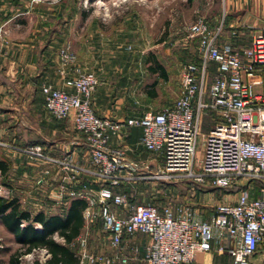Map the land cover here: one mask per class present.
<instances>
[{"label": "built area", "instance_id": "1", "mask_svg": "<svg viewBox=\"0 0 264 264\" xmlns=\"http://www.w3.org/2000/svg\"><path fill=\"white\" fill-rule=\"evenodd\" d=\"M222 28V23L210 28L202 17L188 26L187 38H198L200 65L181 66L180 95L173 104L139 117L117 120L97 116L91 98L100 81L92 71L66 81L72 92L41 85L45 110L57 120L69 119L81 133L90 165H81L69 155H46L37 146L20 147L0 140L1 148L55 167L59 174L57 201L84 176L104 185L96 192L84 189L79 193L86 201L82 217L86 223L98 219L110 247L117 252L109 257L94 256L83 249L82 261L128 264L140 249L134 246L131 256L123 254L124 237L144 234L149 238L141 256L146 264H194L195 254L208 253L213 245L217 252L231 257V264H254L251 258L264 234V32L254 33L249 46L237 48L230 39L220 42ZM235 36L232 32L231 37ZM0 40H4L2 31ZM58 56L64 68L77 59L68 46L61 48ZM210 63L215 64L217 73L207 86ZM207 111L213 113L216 123L202 134ZM130 127L141 129V147L163 158V166L152 177L213 189L239 187L235 200L217 203L206 221L184 205L130 202L125 194L113 193L137 169L126 162L122 146L111 144ZM200 135L203 155L197 159ZM35 253L40 254V264L50 257L45 249L24 257L32 258Z\"/></svg>", "mask_w": 264, "mask_h": 264}, {"label": "crops", "instance_id": "2", "mask_svg": "<svg viewBox=\"0 0 264 264\" xmlns=\"http://www.w3.org/2000/svg\"><path fill=\"white\" fill-rule=\"evenodd\" d=\"M218 1L220 9L217 16H213L208 22L213 28L222 23L220 42L230 39L235 47L241 48L250 45L254 33L264 32V0ZM70 13L71 5L67 0H58L57 3L55 0H0V31L4 38L3 41L0 40V140L20 147L37 146L49 156L69 155L81 165L88 166L90 160L81 133L73 128L69 119L56 120L45 110L41 85L50 84L57 89L72 92L73 89L66 85V81L75 78L78 73L92 71L100 81L91 98V105L97 116L123 120L139 117L147 110H121V107L126 106L127 100L121 93L122 89L114 90V46L111 47L109 56L103 55L95 60V51L89 45L93 40L91 37L83 36L72 40L69 33L72 21ZM57 28L61 30L57 31ZM232 32L236 33L234 38L231 37ZM75 43L82 45L77 49L75 46L71 47L77 57L76 62L64 68L58 52ZM62 69L64 73L61 72ZM129 100L135 102L132 97ZM173 103L174 101L170 104ZM140 135L139 127H130L121 138L113 139L111 144L125 149L127 163L136 167L143 166L142 170L152 167L155 171L161 168L162 156L141 147ZM0 156L7 163L5 174L0 173V197L17 198L20 208L31 213L42 211L46 215L64 214L72 200L81 199L78 195L84 189L96 192L103 187L95 179L84 176L68 188L61 201H57L59 174L55 167L41 161H30L26 156L1 147ZM239 190L230 194L234 199L224 201L233 202ZM117 191V188L113 189V193H119ZM214 207L203 212L196 209V212L208 221ZM97 225L103 231L99 220L86 223L83 219L80 234L68 244L77 255L78 264H101L82 261L79 257L83 249L96 255L92 246L88 245L95 241L97 235L92 227ZM0 226L13 239L1 222ZM54 238L60 243L64 241L58 235ZM80 240L81 246L76 247L78 254L75 246ZM13 242L20 247L14 239ZM148 243L149 238L144 234L124 237L123 254L131 256V248L134 246L140 249L139 254L128 264H146L141 256ZM0 248L3 246L0 245ZM112 251L108 257L114 255V250ZM231 261L227 253L217 252L214 245L210 252H199L194 256V264H231ZM251 261L254 264H264V242L258 246Z\"/></svg>", "mask_w": 264, "mask_h": 264}, {"label": "rangeland", "instance_id": "3", "mask_svg": "<svg viewBox=\"0 0 264 264\" xmlns=\"http://www.w3.org/2000/svg\"><path fill=\"white\" fill-rule=\"evenodd\" d=\"M41 1V0H40ZM58 0H55L57 3ZM71 5L70 36L72 40L89 36V44L97 60L110 55L114 46V90L127 100L121 110L158 111L172 103L180 94L181 66L185 62H198L199 56L193 39L187 38L188 26L198 17L211 21L217 16L218 0H67ZM114 43L111 44L110 42ZM80 48V43L69 44L71 51ZM85 47V46H84ZM157 65L167 75L164 80ZM207 86L217 73L215 65H208ZM152 69L157 70L153 72ZM95 70V69H93ZM132 97L135 102L130 101ZM130 101V102H128ZM208 117L204 115V120ZM206 123L202 134L208 131ZM203 137L198 138L196 157L202 158ZM137 167L129 180L116 187L129 201L152 202L155 205H184L201 212L211 210L224 200L234 199L236 187L213 189L192 182H167L151 176L153 168ZM121 186V187H120ZM115 207V206H114ZM116 210V207L114 208ZM97 236L88 245L98 255L111 254L113 249L107 235L100 227H92ZM90 226V229H92ZM81 240L76 243L81 246ZM0 264H7L9 257L20 251L10 235L0 226ZM87 246V247H88ZM79 248V247H78ZM114 248V255L116 253ZM79 254V252H77ZM88 253V252H87ZM89 254V253H88ZM81 255V252H80ZM79 255V257H80ZM20 257V264H38L40 254L32 258ZM95 256V255H94ZM116 264V263H115Z\"/></svg>", "mask_w": 264, "mask_h": 264}, {"label": "trees", "instance_id": "4", "mask_svg": "<svg viewBox=\"0 0 264 264\" xmlns=\"http://www.w3.org/2000/svg\"><path fill=\"white\" fill-rule=\"evenodd\" d=\"M206 22L210 28H213L207 20ZM56 30L59 31L61 29L57 28ZM193 42H195L197 50L198 38H194ZM200 62L199 58V61L193 64L200 65ZM210 64L215 65L214 63ZM157 68L162 78L166 80L167 75L164 68L161 65H157ZM152 71L154 73L157 72L155 69H152ZM205 116L208 118L204 120L203 117L202 128L206 123L209 125V129L213 128L216 123L215 120H212L213 113L207 111ZM6 170L7 163L0 156L1 175L5 174ZM234 189L237 190L239 187ZM85 206L86 201L77 198L71 201L70 206L64 214L46 215L42 211L31 213L22 210L18 199L15 197H0V222L6 231L13 236L14 241L20 245V251L13 253L9 257V264H20V257L22 255L29 254L33 250L38 249H45L50 255L45 264H78L79 259L74 251L68 247V244L80 234L83 226L81 212ZM55 235H58L64 241L62 243L58 242L54 238ZM35 264L38 263L35 262Z\"/></svg>", "mask_w": 264, "mask_h": 264}, {"label": "water", "instance_id": "5", "mask_svg": "<svg viewBox=\"0 0 264 264\" xmlns=\"http://www.w3.org/2000/svg\"><path fill=\"white\" fill-rule=\"evenodd\" d=\"M264 242V234H263V240H262V242L261 243H263Z\"/></svg>", "mask_w": 264, "mask_h": 264}]
</instances>
